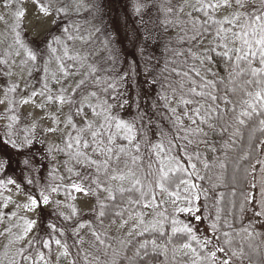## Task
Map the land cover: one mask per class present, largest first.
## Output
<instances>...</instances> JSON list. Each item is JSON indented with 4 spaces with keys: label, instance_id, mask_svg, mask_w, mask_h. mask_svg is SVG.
Here are the masks:
<instances>
[{
    "label": "snow or ice",
    "instance_id": "6c2138e0",
    "mask_svg": "<svg viewBox=\"0 0 264 264\" xmlns=\"http://www.w3.org/2000/svg\"><path fill=\"white\" fill-rule=\"evenodd\" d=\"M0 6V264H264V0Z\"/></svg>",
    "mask_w": 264,
    "mask_h": 264
},
{
    "label": "trees",
    "instance_id": "16d2710c",
    "mask_svg": "<svg viewBox=\"0 0 264 264\" xmlns=\"http://www.w3.org/2000/svg\"><path fill=\"white\" fill-rule=\"evenodd\" d=\"M91 2L92 0H85V8L80 11L79 15L73 14L72 19L69 21V23L75 22V24L80 25L81 30L87 29V33L93 31L91 24L89 23L90 21H92V16L87 14V12L85 11L86 7L90 5ZM104 2L106 4V7L104 9V12L106 14L104 15L103 24H100L99 21H94V23H96L99 27H106L108 34L111 35L114 40L122 39L123 37H125V35L130 36L132 27L136 22V17L133 14V4L135 0H104ZM117 32L119 33V37H117ZM93 36L95 37V39H93L92 44H90L89 47H95L98 50L102 49L105 42L104 32H101L99 34L93 32ZM114 46L117 48H130V45L128 44V41L126 39L123 40V45L115 44ZM235 155V152L228 153L229 158L234 157ZM231 174L232 163L231 159H229V165L227 169V175L229 178L231 177ZM221 175H223V173H221ZM221 191L228 192L230 191V189L221 188ZM79 210L82 213H86L88 211V209L81 210L80 208ZM68 242L71 243V239H69ZM55 250V246L53 245L52 261L54 260ZM262 252H264V249H262ZM180 264H184V262L181 261Z\"/></svg>",
    "mask_w": 264,
    "mask_h": 264
},
{
    "label": "rangeland",
    "instance_id": "374dc122",
    "mask_svg": "<svg viewBox=\"0 0 264 264\" xmlns=\"http://www.w3.org/2000/svg\"><path fill=\"white\" fill-rule=\"evenodd\" d=\"M70 5H74L75 0H69ZM85 0H84V7L81 8V10H83L85 8ZM30 8V5H29ZM0 16H4V20H0V39H3L8 32V26L12 23V16L10 14H6L5 9L0 6ZM31 19V17H29V19H26L24 21V25H25V29L27 30L28 25H29V20ZM5 21H7V23H5ZM82 32L87 33V29H83ZM34 35V33H30V36ZM3 110L2 106H0V111ZM28 109H25V111H27ZM61 199L63 197H60ZM76 204L78 205V207L81 210L84 209H88L90 202L84 198V197H78L76 200ZM3 241H0V244H2ZM53 264H56V250L54 252V260H53ZM60 264H66V261H61Z\"/></svg>",
    "mask_w": 264,
    "mask_h": 264
}]
</instances>
